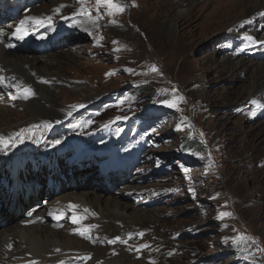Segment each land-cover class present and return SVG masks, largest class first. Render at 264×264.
<instances>
[{"label": "rangeland", "instance_id": "374dc122", "mask_svg": "<svg viewBox=\"0 0 264 264\" xmlns=\"http://www.w3.org/2000/svg\"><path fill=\"white\" fill-rule=\"evenodd\" d=\"M230 2H234L235 10L229 8L230 14L222 13L219 9ZM123 3L125 11L109 16L105 14L107 8L97 10L96 0H86L83 7L91 11V20L80 16L73 21V14L82 7L79 0H38L22 15L0 22V30L9 34L24 15L26 18L35 10L40 15L53 12L52 26L71 25L66 32L72 38L65 46L10 56L39 61L37 72L53 76L48 77L53 82L48 90L63 108L61 117L54 122L61 120L65 125L60 129L65 140L82 138L85 145L97 141L105 153L116 142L117 160L128 157L131 149L139 158L128 181H122L114 190L107 191L103 186L101 190L107 191L102 194H107L104 196L111 202L128 205L130 214L142 212L146 220L132 225L136 232L126 226L130 233L116 236L126 243H109L112 240L106 239L98 243L97 248L104 250L107 257L103 262L124 264L131 259L132 264H234L242 257H250L251 264H259L260 257L264 260V99L259 95L255 98L248 88L260 76L254 79L248 72L252 66L240 76H232L226 68L219 73L210 67L213 62L223 67L238 63L228 57L239 50L240 57L247 61L264 64V48L257 47L261 43L251 47L226 34L233 21L236 24L249 18L264 0H193L184 8L197 5L185 15L176 10L181 0ZM57 7L59 14L53 11ZM201 8L203 11L197 13ZM214 9L219 11L213 14ZM190 13L192 20L182 22ZM255 20L251 19L257 24ZM257 30L258 38L263 39L264 22ZM251 32L245 31L244 37L250 38ZM5 37L0 36L6 41ZM153 67L157 71H152ZM71 83L85 86L87 93L100 98L90 103L88 98L82 101L83 95ZM150 88L160 100H169L171 92L172 99L183 97L179 110L160 112L164 103L153 107L138 99ZM12 94L0 90V100L5 99L0 105L11 101ZM253 100L261 107L257 108ZM5 105L11 109L5 111L4 117H8L2 120L3 128L15 126L16 131L37 120L33 116L36 111L26 106ZM104 129L110 133L98 139ZM185 137L190 143L201 141L205 148L187 150L183 147ZM99 159L94 175L104 174L98 166L107 158ZM129 188L137 190L128 194L125 191ZM99 193L93 195L100 196ZM225 212L232 215L218 218ZM125 217L132 224L133 215ZM116 226L125 227L121 222ZM97 232L103 234V230ZM239 236L250 239L237 247ZM252 238L258 244L251 243ZM121 248L126 250L123 258Z\"/></svg>", "mask_w": 264, "mask_h": 264}, {"label": "bare ground", "instance_id": "6f19581e", "mask_svg": "<svg viewBox=\"0 0 264 264\" xmlns=\"http://www.w3.org/2000/svg\"><path fill=\"white\" fill-rule=\"evenodd\" d=\"M187 1H189L188 4ZM191 1L193 0H181V3H176L178 13L185 15L192 11L197 4L184 8ZM37 2L38 0H0V22H5L9 17L15 18L16 13L22 15L29 6ZM166 6L168 5L166 4ZM263 7L264 4L260 8L257 7L247 19L240 22L238 19L236 24L233 21L228 26L226 34L231 38H236L237 42L246 41L251 47L256 46L255 43H261L262 45L257 47L264 48V38H258L260 32L257 30V27L264 22V10H261ZM10 8L12 9L11 13L8 10ZM229 8L235 10L234 2H230L229 5L219 10L224 14H230ZM203 9H197V13L202 12ZM219 10L214 9L213 14ZM51 13L53 14V12ZM50 14L40 15V12L33 10L30 14L28 12L26 18L24 15L18 26L29 17L41 18L45 23L42 26H33L30 34L23 40H17L12 35L17 27L10 30L9 34L5 30H0V36L6 35V41L0 38V77L4 78V83L0 84V90L13 92L12 100L5 104L26 106L33 112L36 111L33 116L37 119L25 126L18 127L19 129L16 131L17 127L15 126L9 125V128H3L2 120L8 117H4L5 111H9L11 108L8 107L9 105H0V128L2 129L0 136L7 138L24 131L23 148L16 146L12 150L10 146L6 150H0V223L1 221L6 223L5 227L0 225V264H33V262L35 264H105L103 259L107 257L104 250L97 248L99 247L98 243H103L105 239L113 240L121 233H125L121 235H126L130 231L125 229L126 226L131 229L132 225H141V222L146 220V216H143L142 212L136 211L130 214L128 205L111 202L104 196L107 194H102L114 190L115 187L122 184V181H128L136 168L135 162L139 158L134 149H131L128 152V157L117 160L116 142L110 144L109 151H112L105 153L100 151L97 141L91 145H85L82 138L65 140L63 135L60 136V129L65 125L61 120H58V123L54 122L61 117L63 108L60 107L57 97L48 90V85L53 83L50 81L52 79L48 77L53 76L41 70L37 72L36 67L40 64L39 61L34 59L28 61L26 57L10 56L24 55V52H36L34 50H38V48L33 45L36 42L47 44L45 50L49 49V46L51 48L65 46L67 41L72 38V34L69 31L66 32V27L71 25L66 26L62 23L59 26L49 25ZM192 18L190 13L182 22L192 20ZM254 18L258 25L251 21ZM74 20L76 21L75 18ZM81 23H83L82 20ZM5 28L7 27L5 26ZM48 28L50 29L49 34H47ZM248 29L252 31V34L250 38H245L244 34ZM26 39L29 40V44L22 45ZM9 44L12 46L9 47ZM240 56L239 50L237 54L234 53L228 57L238 62L233 63L232 66L223 67L220 63L213 62L210 68H214L219 73L223 68H226L229 69L227 73H231L232 76L238 74L240 76L245 68L248 69L252 66L248 72H252L254 79L260 77L258 81L253 80L248 91H251L255 98L263 96L262 99H264V87L260 88L264 82V64H257L253 60L247 61L246 58ZM182 62L184 63L185 60L183 59ZM72 84L71 87L83 95L82 101L88 98L90 103L100 98L93 92L87 93L85 86ZM21 87L31 88L34 94L25 99L20 90ZM31 98L32 100H30ZM4 102L5 99L0 100V103ZM46 105H51L52 108L47 110ZM51 117L55 119H50ZM46 124H51V128L45 129L44 125ZM32 125H35V134L30 128ZM108 130L104 129L99 133L98 139L108 135L110 133ZM53 132L59 140L55 139ZM105 156L107 158L105 163L100 162L98 166L104 171V174L94 175L93 171L96 170L99 158ZM102 186L107 187V191H102ZM98 189L101 190V193L96 192ZM135 190L137 189L129 188L125 192L131 194ZM93 193H99L100 196L93 195ZM68 205H77L78 207L73 210ZM57 209L62 213V218L59 220L49 214L54 213ZM84 209L89 211L84 212ZM74 212L78 217L86 218L79 223H73ZM126 212L133 215L130 220L132 224L127 222L125 216L129 217V215ZM146 215L153 218L152 215ZM37 220L40 222L39 224H36ZM116 222H121L125 227L118 228ZM83 229H90L87 233L90 239H85L78 234ZM99 230H103V234L99 235L97 232ZM131 232L136 231L131 229ZM107 249L116 251L115 248ZM120 254L123 258V255H126V250L121 248ZM126 263L132 264V260L126 259L124 264Z\"/></svg>", "mask_w": 264, "mask_h": 264}, {"label": "snow or ice", "instance_id": "6c2138e0", "mask_svg": "<svg viewBox=\"0 0 264 264\" xmlns=\"http://www.w3.org/2000/svg\"><path fill=\"white\" fill-rule=\"evenodd\" d=\"M79 2L82 5V7L79 9V11L77 13L73 14L74 18L80 17V16H87V18L89 20H91V11L86 9L85 7H83V5L86 3V0H79ZM61 7H63V6H61ZM96 7H97V10H99V8H101V7L107 8V12L105 14L109 15V16L117 15V14H120L123 11H125V7L118 2H115V0H96ZM55 11L57 14H59L60 8H57ZM44 23H45V21L41 18L29 17L20 23V25L15 29V31L12 35L17 40H23L28 34H30L33 26H42ZM48 23H49V25L51 24V18L50 17L48 18ZM92 23L95 24L96 21H92ZM113 23H114V21H113ZM11 46L12 45L9 44V47H11ZM152 71H157V69L155 67H153ZM3 83H4V78L0 77V84H3ZM20 90L22 91L25 99H27L29 96L34 94L31 90V88H29V87H21ZM182 101H183V97H179V98H173L171 100H166L164 102V104L166 107L179 110L178 105ZM252 103L257 108L261 107V105L255 100H253ZM44 127H45V129H50L51 124H46V125H44ZM178 130H180L179 126H178ZM153 131H155V129H153ZM16 139H19L20 142L23 143V134L17 133V134H15V136H8L7 138L5 136H0V150H6L8 147H10L12 144L15 143ZM184 171L187 172L188 169L185 168ZM68 207L70 209L75 210L78 206L77 205H68ZM88 211L89 210L84 209V212H88ZM49 214L53 215L54 218L57 220L62 218V213L59 212V209L55 210L54 213H49ZM231 215H232L231 213H227V212L220 213L218 218L223 219V218L229 217ZM85 218L86 217H84V216L78 217L74 212V214L72 216V222L73 223H79L81 220H83ZM89 231H90V229H83L78 234L81 235L85 239H90V236L87 234ZM139 235L142 237L143 233H140ZM129 239H132L131 234L129 235ZM249 239L250 238L246 237V236L237 237V247H239L240 244L245 243V241H248ZM117 241H119L121 243H126V241L120 240L119 237H117L115 240L109 241V243H116ZM250 242L253 244H258V242L254 238H252L250 240ZM143 247L146 248V247H150V246L149 245H143ZM137 250L139 251V249H137ZM261 251H264V249H261ZM245 259H248V257H245ZM33 264H35V262H33Z\"/></svg>", "mask_w": 264, "mask_h": 264}, {"label": "trees", "instance_id": "16d2710c", "mask_svg": "<svg viewBox=\"0 0 264 264\" xmlns=\"http://www.w3.org/2000/svg\"><path fill=\"white\" fill-rule=\"evenodd\" d=\"M168 91L171 92V90H169V89H168ZM171 93H172V96L169 98V100H171L173 97V92H171ZM142 94H143V96L138 98V99H143L144 101L150 102L153 107L161 105L162 103H164L166 101V99H161V100L158 99L157 95L155 94V91H153L151 88L148 89V91H143ZM160 111H172V110L169 108H166V107H162L160 109ZM182 140H183V144H184L183 147L186 148L187 150L190 149V150L202 151L205 148L203 143H201V141H199L197 139L193 143H190L188 141L189 140L188 137H185Z\"/></svg>", "mask_w": 264, "mask_h": 264}, {"label": "water", "instance_id": "95a60500", "mask_svg": "<svg viewBox=\"0 0 264 264\" xmlns=\"http://www.w3.org/2000/svg\"><path fill=\"white\" fill-rule=\"evenodd\" d=\"M120 4H121V5H123V2H122V1H120Z\"/></svg>", "mask_w": 264, "mask_h": 264}]
</instances>
